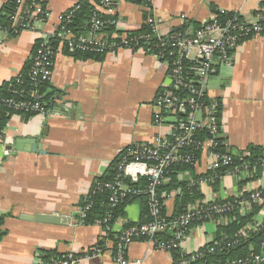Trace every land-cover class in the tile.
Wrapping results in <instances>:
<instances>
[{"label": "crops", "instance_id": "0c3cea01", "mask_svg": "<svg viewBox=\"0 0 264 264\" xmlns=\"http://www.w3.org/2000/svg\"><path fill=\"white\" fill-rule=\"evenodd\" d=\"M42 1L50 14L46 23L28 30L18 19L12 35L0 33V87L24 71L37 41L51 35L58 16L80 0ZM86 1L94 8L98 3ZM7 2L0 0V10ZM261 9L264 0H114V13L106 17L113 21V29L103 34L110 39L138 32L150 15L160 22L158 31L166 33L183 29L186 22L197 28L219 13H235L253 21ZM74 55L57 46L45 91L46 117L8 114L3 126L0 264H48L68 253L82 257L76 264H114L110 250L115 238L126 225L140 222V201L125 205L109 233L97 223L79 224L78 211L93 183L116 163L122 151L151 145L166 133L167 127L153 124L158 113L156 93L168 83L166 65L153 55L129 49L98 55L99 60ZM206 89L219 103L218 122L227 151L237 154L250 146L264 148V37L250 38L233 50L227 63L207 80ZM211 162L206 154H200L195 167L175 172L173 177L178 183L213 177L216 173L210 169ZM257 189H264V167L248 177L216 175L215 180L198 187V199L186 203L185 209L199 202L245 196ZM175 202L176 197L165 202L168 216L177 213ZM257 210L243 230L255 231L264 224V205ZM250 211L241 210L240 217ZM35 215L67 218L68 222L37 223L32 220ZM218 226L193 225L177 251L190 255L213 244ZM95 249L101 252L90 256ZM46 253H53L48 262ZM126 255L130 264L136 260L174 264L171 253L141 241L129 245Z\"/></svg>", "mask_w": 264, "mask_h": 264}, {"label": "built area", "instance_id": "2783aa9c", "mask_svg": "<svg viewBox=\"0 0 264 264\" xmlns=\"http://www.w3.org/2000/svg\"><path fill=\"white\" fill-rule=\"evenodd\" d=\"M85 1L80 0L71 10L59 15L52 34L37 41L28 69L6 83L5 91L0 94V114L5 111L8 114L39 117L42 120L46 117L48 109L44 101L45 92H41L40 87L49 84L52 78L56 50L50 41L55 39L59 46L72 53L106 55L120 49H129L161 59L167 68L168 83L156 93L154 105L158 113L154 116L153 124L156 127H167V131L164 135H158L151 145L130 147L119 154L113 178L109 181L96 180L83 197L84 205L78 211V223L85 224L87 213L92 209L91 198L97 193H106L107 211L96 223L105 227L109 233V224L116 207L129 197L143 196L149 221L124 229L115 238L110 250L114 264H130L126 251L135 241L171 253L179 250L182 240L193 225H226L229 214L235 209L241 211L249 209L251 205H264V189H257L245 196L219 202H199L186 207L181 213L168 216L163 212L165 202L180 196L181 190L169 195L158 193L166 175L174 167L193 168L198 164L200 154L210 157V169L213 173L226 169V174L239 178L248 177L254 171L247 164L232 167V156L227 149L221 150L225 143L221 138L218 122L219 103L209 97L206 83L220 65L227 63L230 53L239 45L253 37H264V9L255 15L253 21L235 13H219L197 28L186 22L183 29H172L166 33L158 31L160 22L150 15L145 22L148 32L124 33L108 39L103 34V28L107 24L113 25V21L103 18L114 13V0H98L89 18L87 33L76 35L67 28L73 13ZM140 1L147 3L148 0ZM16 4V12L10 17L11 30H14L18 19L22 20L21 26L24 29L33 30L36 25L46 23L50 17L42 0H17ZM0 33H8V30L0 27ZM3 142L4 129L0 126V144ZM260 166L264 167V162ZM215 179L216 175L198 180L190 179L186 190ZM159 233L168 236L159 239ZM236 243L232 242L231 245ZM213 251L214 248H209L206 252ZM100 252L101 249H95L90 256ZM202 254L201 251L190 255L182 254L187 257L177 264H191L201 259ZM81 258L68 253L52 258L50 263L76 264ZM263 261L260 256L252 255L220 264H258ZM134 264L142 263L136 260ZM198 264L204 263L200 261Z\"/></svg>", "mask_w": 264, "mask_h": 264}, {"label": "trees", "instance_id": "16d2710c", "mask_svg": "<svg viewBox=\"0 0 264 264\" xmlns=\"http://www.w3.org/2000/svg\"><path fill=\"white\" fill-rule=\"evenodd\" d=\"M17 0H8V2L1 8L0 10V27L6 28L8 30V35L13 34V30L10 29V17L13 16L16 12ZM98 1V0H95ZM138 3H143V1L135 0ZM94 10L93 5L89 1H85L80 4V7L73 13L71 18L70 25L67 26L68 29L72 30L76 35H82L87 33L88 31V22L89 18ZM108 19V18H103ZM17 29V28H15ZM113 27L112 25H105L103 28L104 32L111 33ZM148 27L144 26L140 31L135 32L136 34L146 33L148 32ZM51 46L56 50L58 46V42L55 39H52L50 41ZM33 51V50H32ZM76 58H82V59H90V60H99L101 57H99L96 54L91 53H79L75 52L74 57ZM29 67V64L26 65L24 68V71H26ZM25 81L28 84V80L25 77ZM26 84V86H27ZM5 85L0 87V94H3L5 91ZM48 84L43 85L40 87L41 92H45L47 89ZM47 95L44 96V101L46 99ZM7 115L5 111H3L0 114V126L3 128L6 120ZM226 149V146L221 147V150L224 151ZM232 167L233 166H240L242 164H247L251 168V170L258 171L261 169V163L264 162V148L257 147V146H250L246 149L244 152H238L237 154H232ZM115 167L116 164H112L108 171L105 173V175L102 178H99L98 181H109L113 178L115 173ZM191 168L185 167V166H178L174 167L169 174L166 175L165 181L162 184V186L158 189L159 194L163 195H169L170 193L178 190L181 188V198L180 196L176 197V210L177 213H181L185 210L186 203L194 202L195 199H198L197 190L198 187H194L188 190H186L187 183H178L177 180L173 177L175 172H181L184 170H189ZM226 169H219L216 170L217 176H222L226 173ZM214 173V174H215ZM212 174V173H211ZM210 174V175H211ZM208 175V176H210ZM194 180H198V178H193ZM144 183V182H143ZM195 196V198H194ZM106 193H97L91 198L92 201V209L87 213V217L85 220V224L91 225L96 223V221L101 220L102 217L105 215L107 208H106ZM183 197V198H182ZM200 199V198H199ZM134 201H140L141 204V218L140 222L133 225H141L143 223H146L149 221L148 217V211L146 207V201L143 196H137V197H129L126 200H124L122 203H120L116 209L113 211V220L109 224H113L114 221L117 220L118 217L122 216V210L124 209L125 205L128 203L134 202ZM83 201H81V207L83 206ZM251 211L250 213H247L245 217H240V210L235 209L232 213L229 214L228 219L229 223L227 225H219L217 227V230L215 232V238L214 243L210 244L209 246L201 249L200 251L203 253L201 259L197 260L196 262H192L191 264H198V262H203L204 264H220L224 261L234 260V259H242L245 257H249L252 255H258L264 260V224L261 227H257L255 231H245L243 228L251 222L252 217L255 215V213L258 211L256 205H251L249 208ZM165 211V208H163V212ZM173 214V215H175ZM131 224H128L125 226V229L133 226ZM2 236V233L0 232V237ZM167 234L165 233H159L158 238L159 239H165L167 238ZM232 242H237L236 245H231ZM214 248V251L212 253H207V249ZM93 251H91L92 253ZM90 253V254H91ZM53 253H46L44 255V260L48 262V260L51 258V255ZM173 256L174 264H177L182 258L187 257L182 255L177 250L171 252ZM59 257V256H58ZM51 264V263H48ZM258 264H264V261Z\"/></svg>", "mask_w": 264, "mask_h": 264}, {"label": "water", "instance_id": "95a60500", "mask_svg": "<svg viewBox=\"0 0 264 264\" xmlns=\"http://www.w3.org/2000/svg\"><path fill=\"white\" fill-rule=\"evenodd\" d=\"M20 21H18V25ZM32 220L37 223H44V224H63L68 222L67 218L57 217V216H47V215H35Z\"/></svg>", "mask_w": 264, "mask_h": 264}, {"label": "rangeland", "instance_id": "374dc122", "mask_svg": "<svg viewBox=\"0 0 264 264\" xmlns=\"http://www.w3.org/2000/svg\"><path fill=\"white\" fill-rule=\"evenodd\" d=\"M253 221L256 222L255 219Z\"/></svg>", "mask_w": 264, "mask_h": 264}]
</instances>
